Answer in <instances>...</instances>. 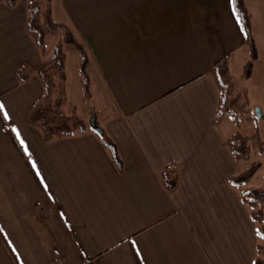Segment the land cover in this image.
I'll return each instance as SVG.
<instances>
[{
    "label": "crops",
    "instance_id": "crops-1",
    "mask_svg": "<svg viewBox=\"0 0 264 264\" xmlns=\"http://www.w3.org/2000/svg\"><path fill=\"white\" fill-rule=\"evenodd\" d=\"M245 1L257 58L243 78L264 94V0ZM50 6L85 47L90 87L104 99L99 127L122 170L92 132L46 143L28 124L42 57L26 32L27 0L0 2V102L11 116L0 117V264H250L258 240L242 194L251 178L229 184L244 168L223 144L224 118L213 124L210 72L224 57L231 71L247 50L231 0ZM52 50L46 39L45 56ZM21 65L32 70L24 83ZM168 168L178 174L172 191L160 180Z\"/></svg>",
    "mask_w": 264,
    "mask_h": 264
},
{
    "label": "trees",
    "instance_id": "trees-1",
    "mask_svg": "<svg viewBox=\"0 0 264 264\" xmlns=\"http://www.w3.org/2000/svg\"><path fill=\"white\" fill-rule=\"evenodd\" d=\"M18 0H0L8 7H14ZM232 9L238 20L244 35L245 47L250 60L243 66V77L251 74L252 62L256 60V44L252 34L251 17L245 0H231ZM26 32L39 51L42 61L36 71L42 87V93L32 104L27 114V122L30 126L38 129L44 142L49 143L57 138L73 137L86 132H92L98 138L102 147L108 152L116 169L122 170V161L117 149L109 136L102 131L97 133L90 124L93 111H88L80 116L75 110L70 113L64 111L67 101L66 71L64 46H71L80 57L79 75L82 81V92L85 99L91 102L90 81L87 73L88 54L85 47L75 36L74 32L64 24L57 23L51 16L50 0H27ZM57 35L50 56H45L46 39L48 36ZM32 74V70L21 65L16 71L18 82H26ZM215 83L218 99L213 124L217 125L221 120L229 116L234 124L239 125L243 120H248V100L243 90L235 87L230 71L229 58L220 59L210 72ZM95 124L96 119H95ZM254 138L257 147L262 150V141L258 134L251 136L239 132L232 133L223 144L228 148L235 161L247 160L250 153L249 140ZM258 166L250 165L242 173L228 179L229 184L235 187L243 186L254 174ZM161 183L166 191H172L178 182V174L168 168L160 175ZM242 200L249 209V215L255 229L264 231V213L262 204L264 193L254 191L244 192ZM255 257L258 264H264V238L257 236Z\"/></svg>",
    "mask_w": 264,
    "mask_h": 264
},
{
    "label": "rangeland",
    "instance_id": "rangeland-1",
    "mask_svg": "<svg viewBox=\"0 0 264 264\" xmlns=\"http://www.w3.org/2000/svg\"><path fill=\"white\" fill-rule=\"evenodd\" d=\"M57 40V35L47 37V48L48 50L54 46ZM64 50L67 53V76L68 85L66 84L67 92V102L64 106V111L70 113L75 110L80 116H84L88 111H93L94 117L96 118V123L98 126H102L101 108L104 102L102 96H99L95 91L93 85H91L92 102L90 103L85 99L82 92V81L78 78L77 65H78V55L71 46H64ZM51 54L48 53V56ZM248 51L245 50L244 54H240L236 61L231 65L232 78L237 87H247L249 93L247 94L248 100V120H243L239 125L234 124L229 116L224 117L221 122L220 128L227 130L229 134L234 132H239L246 136H251L255 133L258 134L262 141V150L257 147V142L254 138L249 140L250 153L247 160L240 161L244 170H246L250 165L258 166L250 179V182L243 188L246 191L254 190H264V115L260 116V108L264 101V94L258 89L257 86L253 85L252 82L248 80L245 81L243 78V65L249 60ZM264 112V107L262 108ZM262 211L264 213V203L262 204Z\"/></svg>",
    "mask_w": 264,
    "mask_h": 264
},
{
    "label": "snow or ice",
    "instance_id": "snow-or-ice-1",
    "mask_svg": "<svg viewBox=\"0 0 264 264\" xmlns=\"http://www.w3.org/2000/svg\"><path fill=\"white\" fill-rule=\"evenodd\" d=\"M234 11V10H233ZM0 117H2V119L4 121H10L11 120V116L10 113L8 112V110L6 109V105L3 102H0ZM13 132H16V128L15 126H13L12 128ZM17 139H20L19 134L17 133ZM21 145L24 144L23 140H20ZM25 152H27V149H25ZM35 167V165H33ZM63 215V214H62ZM257 236H260L261 238H264V231L260 230V229H255L254 230ZM131 247L136 249V255H140V249L138 248L137 242L136 241H132L131 242ZM250 264H258V261L256 259H251L250 260Z\"/></svg>",
    "mask_w": 264,
    "mask_h": 264
},
{
    "label": "water",
    "instance_id": "water-1",
    "mask_svg": "<svg viewBox=\"0 0 264 264\" xmlns=\"http://www.w3.org/2000/svg\"><path fill=\"white\" fill-rule=\"evenodd\" d=\"M90 124L92 126V128L97 132V133H101L102 132V129L95 124V117L94 116H91L90 117Z\"/></svg>",
    "mask_w": 264,
    "mask_h": 264
}]
</instances>
